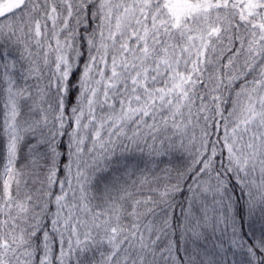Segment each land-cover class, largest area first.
Returning a JSON list of instances; mask_svg holds the SVG:
<instances>
[{"label":"snow or ice","instance_id":"1","mask_svg":"<svg viewBox=\"0 0 264 264\" xmlns=\"http://www.w3.org/2000/svg\"><path fill=\"white\" fill-rule=\"evenodd\" d=\"M0 264H264V0H0Z\"/></svg>","mask_w":264,"mask_h":264}]
</instances>
